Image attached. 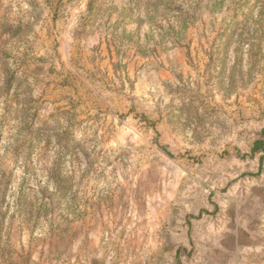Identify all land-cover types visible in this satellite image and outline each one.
I'll list each match as a JSON object with an SVG mask.
<instances>
[{
    "label": "rangeland",
    "instance_id": "1",
    "mask_svg": "<svg viewBox=\"0 0 264 264\" xmlns=\"http://www.w3.org/2000/svg\"><path fill=\"white\" fill-rule=\"evenodd\" d=\"M0 264H264V0H0Z\"/></svg>",
    "mask_w": 264,
    "mask_h": 264
},
{
    "label": "trees",
    "instance_id": "2",
    "mask_svg": "<svg viewBox=\"0 0 264 264\" xmlns=\"http://www.w3.org/2000/svg\"><path fill=\"white\" fill-rule=\"evenodd\" d=\"M255 151H259V142L256 143L255 147H254V152Z\"/></svg>",
    "mask_w": 264,
    "mask_h": 264
}]
</instances>
